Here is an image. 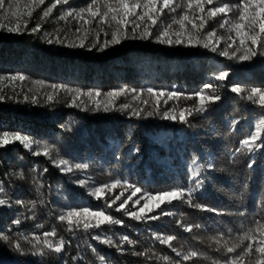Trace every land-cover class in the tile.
I'll list each match as a JSON object with an SVG mask.
<instances>
[{
	"label": "trees",
	"instance_id": "16d2710c",
	"mask_svg": "<svg viewBox=\"0 0 264 264\" xmlns=\"http://www.w3.org/2000/svg\"><path fill=\"white\" fill-rule=\"evenodd\" d=\"M85 2L72 0V6H83ZM20 3L23 12L27 0H20ZM65 7L54 9L40 33L0 30V76L22 73L29 78L22 84L16 82L15 87L7 80L0 82V95L4 96L0 100V132L29 135L53 148V159L59 155L73 163H87L89 167L64 173L48 157L32 155L19 142L0 148V181L7 193L0 198L12 201L10 207H0V232L10 238L8 243L0 241V264H99V256L105 257V264H165L156 259L161 256L178 259L167 245L154 238V233L176 236L173 246L178 250L193 248L203 254L185 264H212L213 259L222 257L213 250L215 245L211 243V237L220 233L235 237L253 220H264V149L254 154L233 156L239 142L254 130L258 120L264 118V108L230 91L234 84L245 89H264V56L240 62L203 47L169 46L156 42L154 38L124 39L103 52L97 48L89 51L87 48L48 44L43 38L44 32L54 33L58 27L67 31L63 21L54 19ZM40 11L33 13L29 28L40 22ZM171 15L174 14L165 10L160 25L170 22ZM222 18L218 16L209 20L205 31L218 27ZM71 27L74 30L78 25L73 21ZM158 31L159 28L153 29L154 35ZM222 33L220 30L219 34ZM60 35L63 37L64 33ZM48 38L54 39V36ZM92 39L89 36V41ZM104 39H110V36L104 37L101 33V40ZM220 71L229 72L228 79L223 82L214 79ZM33 81H43L44 85L33 84ZM205 83L218 85L216 94L221 99L209 105L203 113L193 110L187 118L188 123L163 119L159 114L146 115L147 111H153L147 88L190 95L202 89ZM52 84L84 91L99 90L102 93L96 98L99 110H93L95 105L87 97L82 99L88 110H82L84 105L70 107L71 97L63 91L56 94L53 101H46V93L53 91L48 87ZM120 88L129 91L115 102V106L109 105V110L104 111L106 97L103 94ZM132 89L142 92L139 100H133L136 93L131 92ZM25 95L28 100L24 99ZM33 97L38 103L32 102ZM145 99L150 101L148 105L142 103ZM122 103L132 107L120 110ZM196 104V97H182L167 104L161 102L159 111L176 108L178 113L180 109H194ZM133 109L144 111L137 117L131 114ZM233 121L237 123L233 124ZM252 159L255 164L248 168ZM209 164L213 167L209 168ZM199 165L203 168L196 179L202 180L203 184L194 192V199L216 211H201L187 203L173 201L162 208L175 215L136 221L123 212H115L120 203L117 201L108 211L122 219V225H105L90 232H69L66 223L57 219L72 208L105 207V203L96 200L90 191L116 179L151 193L169 191L174 187L195 188L191 174ZM34 166L36 172L32 171ZM44 168L48 171L44 172ZM21 171L23 179L18 177ZM34 180L42 185L39 192ZM78 180H85L86 185L81 186L76 182ZM121 191L122 188L115 189L109 199ZM131 191V188L125 191L121 200ZM140 195L137 193L129 201L127 207L130 210L136 211L143 205L141 200L140 205L133 207ZM15 199L36 200L37 207L34 212L30 211V206L16 205ZM159 212L157 209L148 215H159ZM18 216L21 223L12 224L11 221ZM178 220L201 227L191 233L185 232L176 223ZM53 228L57 236L47 239L55 242L63 237L68 242L65 252L33 255L34 237L43 240V233ZM95 235L111 236L117 242L127 235L136 243L124 244L120 251L92 239ZM17 241L22 245V251L12 247ZM145 250L154 254L152 260L133 255Z\"/></svg>",
	"mask_w": 264,
	"mask_h": 264
},
{
	"label": "snow or ice",
	"instance_id": "6c2138e0",
	"mask_svg": "<svg viewBox=\"0 0 264 264\" xmlns=\"http://www.w3.org/2000/svg\"><path fill=\"white\" fill-rule=\"evenodd\" d=\"M46 4L47 6L44 7ZM58 6H67L54 18L57 22L63 21L67 25V31L63 27H58L54 33L44 32L43 38L48 44H63L69 48H87L89 51L97 48L98 51L103 52L111 46L120 44L124 39L145 40L154 38L156 42L169 46L203 47L229 60L240 62L252 61L257 56H264V0H86L83 6L78 7L72 6V0H51L50 3L48 0H27V3L23 5L25 9L23 12L21 11L20 0H0V30L8 33H21L23 31H28L30 34L40 33L43 29V23L52 17L54 9H57ZM37 10H41L38 17L40 22L29 28L31 17ZM165 10L174 15H171L170 22L161 26L160 21L165 14ZM218 16L223 17L219 21L218 27L205 31L209 20H214ZM24 17H27V19ZM73 21L78 25L74 30L71 27ZM93 24H95V27H93ZM155 28H159V31L154 35L153 29ZM220 30H223L222 34H219ZM61 33H64L63 37H61ZM69 33L71 36H69ZM101 33L104 37L110 36V39L101 40ZM49 36H54V39H49ZM89 36L93 37L91 41H89ZM221 44H223V47H221ZM228 77V71H220L214 79L223 82ZM27 79L29 78L22 73L0 76V82L7 80L13 87H15L16 82L22 84ZM33 84L43 86L44 82L33 81ZM48 87L53 90L46 93V101L48 102L53 101L55 95L63 91L71 97L70 107L84 105L85 107L82 110H88L86 101L82 99V97H87L95 105L93 110H99L100 108V104L96 100L97 97L102 95L99 90L84 91L58 84H52ZM218 87L213 83H205L202 89L190 95H185L179 91H157L149 87L146 92L152 98L153 111H147L146 115L151 117L154 114H159L162 115L163 119L188 123L187 118L192 115L193 110L203 113L209 105L221 99L220 95L216 94ZM29 91H33V89H29ZM128 91V89L120 88L104 93L106 103L103 110L108 111L109 105L115 106V102L120 97L125 96ZM230 91L242 99L264 108V89L259 87L245 89L239 84H234L231 86ZM131 92L136 93L133 100L140 99L142 92L137 93L136 89H132ZM182 97L185 99L196 97L197 104L194 109H180L177 113L176 108H171L160 113L159 106L161 102L167 104L170 100H179ZM3 99L4 96L0 95V100ZM24 99L28 100L29 97L25 95ZM32 102L38 103L34 97ZM142 103L148 105L150 101L145 99ZM131 107L132 105L127 103L119 105L120 110H127ZM143 111V109H133L131 114L139 117ZM235 123L237 122L233 121V124ZM15 142H19L34 156L44 155L48 157L61 172L71 173L74 170H85L89 167L87 163H73L59 155L53 159V148L47 144H42L39 140H34L29 135L20 132H0V148ZM239 145L233 156L237 154H254L256 151L264 149V118L258 120L254 130L243 138ZM193 163H195V160ZM254 164L255 160L252 159L248 162L247 167L252 168ZM208 167L211 168L213 165L209 164ZM202 168L203 165L197 166L191 174L195 180V188L174 187L169 191L151 193L134 185H128L126 182L122 183L119 179L100 184L91 189L90 195L98 201H103L105 207L97 209L90 207L72 208L59 215L57 219L61 223H66L69 232L77 230L90 232L101 229L105 225H122L123 220L116 218L108 211L113 209L117 201H120V203L115 207V212H123L136 221L157 220L161 216L175 215L173 212L164 211L162 208V205L171 204L173 201L187 203L189 207L201 211H216L203 203L196 202L194 199V192L200 189L203 184L202 180L196 179V177H199ZM32 171L36 172L37 168L34 166ZM43 171L47 172L48 169L44 168ZM18 177L20 179L24 178L22 171L18 174ZM76 182L81 186L86 185L85 180ZM34 183L37 185V191L39 192L42 185L38 180H34ZM117 188H122L123 191L119 195H115L114 198L109 199L110 194ZM129 188L132 189L131 194L121 200L124 192L128 191ZM137 193H141V195L133 202V207L140 205L141 200L144 203L136 211H132L127 205ZM0 195H7L2 181H0ZM14 203L22 207L30 206L29 210L33 212L37 207L36 200L26 202L22 199H15ZM40 203H43V201H40ZM11 204L10 199L0 198V207H10ZM157 209L160 210L159 215H148ZM240 214L244 215V213ZM11 223L19 225L21 223L20 217L13 219ZM176 223L185 232L189 233L193 232V229L201 227L199 224L184 223L179 220ZM43 236L45 237L43 240L38 236L34 237L36 244L32 245L35 249L32 252L33 255L45 256L49 253L60 255L65 252L66 243L68 242L63 237L55 242L47 239V237L57 236L55 228L44 232ZM153 236L161 244L167 245L178 257L175 260L170 256L156 257L158 260H163L165 264H185V262L194 261L203 255L193 248L186 251L178 250L173 246V241L177 239L174 235L161 236L154 233ZM25 239L27 238L25 237ZM92 239L109 247H115L120 251L123 250L124 244L134 245L136 243L127 235L120 237L119 242L113 240L111 236L95 235L92 236ZM210 240L215 245L213 250L220 253L222 257L213 259L212 264H264V220L262 219L253 220L250 226L235 237L220 233L211 237ZM0 241L10 242L9 235L0 232ZM12 247L17 251H22V245L18 241L12 243ZM45 249L48 252H45ZM95 251L93 249V252ZM133 255L143 256L148 260H152L154 256V254L149 253V250L134 252ZM99 264H105L104 256H99Z\"/></svg>",
	"mask_w": 264,
	"mask_h": 264
}]
</instances>
